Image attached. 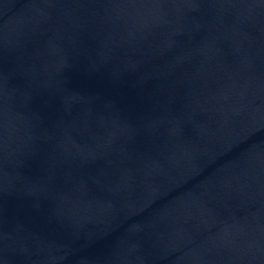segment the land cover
I'll use <instances>...</instances> for the list:
<instances>
[{"label":"water","instance_id":"water-1","mask_svg":"<svg viewBox=\"0 0 264 264\" xmlns=\"http://www.w3.org/2000/svg\"><path fill=\"white\" fill-rule=\"evenodd\" d=\"M0 264H264V0H0Z\"/></svg>","mask_w":264,"mask_h":264}]
</instances>
